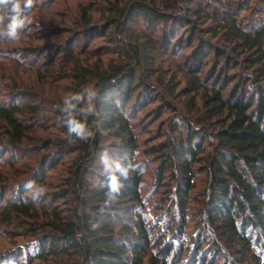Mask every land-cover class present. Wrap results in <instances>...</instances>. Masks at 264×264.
<instances>
[{
	"label": "trees",
	"instance_id": "trees-1",
	"mask_svg": "<svg viewBox=\"0 0 264 264\" xmlns=\"http://www.w3.org/2000/svg\"><path fill=\"white\" fill-rule=\"evenodd\" d=\"M166 6L169 11L143 0L107 6L110 13L104 29L112 30L107 39L115 47L120 45L129 60L93 73L94 112L85 124L113 130L118 142L102 144L97 135L91 140L74 139L62 123L65 142H44L42 149L47 151L34 165L20 169L21 178L16 182H1L0 175V213L6 220L23 217L36 221L38 206L66 201L68 195L80 204L69 217L54 216L47 222L51 231L29 240L32 248L19 264H142L151 240L139 213L145 166L138 160L141 152L155 160L154 189L164 194L160 198L167 201V213L174 209L178 215L174 228L172 219L167 226L169 239L155 242L153 264H229L227 252L236 255L234 264H260L251 246L264 259V0H168ZM6 10L0 4V17ZM81 11L84 16L85 8ZM137 19L152 35V47L169 50L175 57L181 51L179 63L190 77L185 91H202L200 113L194 122L180 117L175 136L142 151L137 150L130 122L138 108L154 101L153 88L134 75L141 55L134 49L123 50L117 37L121 28ZM206 22L204 30L200 24ZM83 28L89 31L86 37L104 33L100 26L88 23ZM202 30L224 46L205 40ZM74 39L59 51L71 55ZM90 71L82 69V74ZM20 97L10 90L7 100H0V122L4 123L0 125V163L8 165L31 152L21 146L30 129L20 118ZM75 151L78 158L63 189L40 196L31 192L62 156ZM111 177L119 190L109 196ZM199 177L200 189L190 193ZM190 198L196 202L199 227L188 239L190 245L183 246L179 240ZM34 226L31 223L28 229ZM16 254L21 258L19 250L7 256ZM60 257L66 259L57 260Z\"/></svg>",
	"mask_w": 264,
	"mask_h": 264
},
{
	"label": "rangeland",
	"instance_id": "rangeland-1",
	"mask_svg": "<svg viewBox=\"0 0 264 264\" xmlns=\"http://www.w3.org/2000/svg\"><path fill=\"white\" fill-rule=\"evenodd\" d=\"M129 1L131 0H32L31 8L24 9L22 13L25 27L21 30L19 38L11 40L0 37V100H7L10 90L21 96L18 101L22 107L20 118L30 129L25 132L21 146L31 151L30 155L26 154L18 158L14 165L0 163V175L3 176L1 182L11 183L20 179L19 170L34 165L39 155L47 151L45 148L42 149L44 142L47 141L46 144H48L57 140L63 142L67 140V135L61 127L64 114L60 111L66 97H72L77 93L82 94L85 88L96 89L93 77L95 71L99 74L112 66L128 62L129 59L124 56L120 45L115 47L112 41L107 39V35L111 34L112 30L104 29V23L108 20L110 13L107 11V6L114 4L122 7ZM143 1L155 5L160 10L169 11L166 6L168 0ZM81 7L85 8L84 16ZM3 12L4 15L0 17L2 22L0 28L6 26L8 22L7 10ZM87 23L90 26H100L104 33L102 35L92 33L86 37L89 31L83 28V24ZM208 23L200 24L201 28L205 30ZM182 30L183 28H178V33ZM204 30L200 34L205 40L209 39L212 44L224 46L221 40L211 37L210 33L207 31L205 33ZM117 37L124 45L123 50L133 52L132 49H134L137 50L135 54L141 55V64L135 65L134 75L139 82L149 84L153 88L154 101L145 107L138 108L130 122L132 132L136 135L137 150L142 151L151 144L163 141L164 138L175 136L174 130L176 126H181V118L194 122L200 113L202 91L200 89L191 93L185 91L190 77L179 63L181 51L179 56L175 57L169 50L152 47L154 39L140 19L127 23L118 32ZM71 38H75L71 55L61 53L59 47L65 45ZM82 69L88 72L92 70V73L82 74ZM231 70H236V67ZM190 96L194 98V107ZM73 103H79L75 109L77 119L80 118L85 123L90 114L85 115L86 113H81L80 110L86 111L89 106L86 96L84 100L73 101ZM3 124L0 122V125ZM87 129L92 133L87 140L97 135L102 144L118 142L112 135L111 129H102L93 123ZM207 130L210 129L207 128ZM73 138L78 139L74 135ZM34 150L36 153L32 154ZM77 156L78 151L62 156L54 168L46 172L42 183L33 187L31 192L34 191L37 196H40L44 192L63 189L70 174L69 170L72 169ZM138 160H143L142 162L145 163L141 172L142 209L139 213L143 217L151 240V245L143 256L142 264H153L155 259L151 256L154 255L155 242L160 239L162 241L169 239L170 229L167 230V226L172 219L171 228H174L178 215L174 209L167 213V201L160 198L164 194L154 189L155 160L143 152L139 153ZM200 187L199 177L190 193L196 192ZM74 208H80V204L75 197L68 195L66 201L58 200L55 203L43 204L42 207L38 206L36 221L23 217L18 219L11 217L6 220L0 213V264L22 262L26 257L25 254L32 248L29 240L42 231H51L47 222L53 220L54 216L61 219L69 217ZM185 212L186 219L179 240V244L182 242L183 246L190 245L188 239L193 238L198 232L196 202L193 198L187 202ZM31 223L36 226L28 229ZM118 229L120 228L116 225L115 230ZM132 231L134 232L133 229ZM251 249L253 251L251 253L258 257L259 263L264 264L263 256L259 255L253 246ZM15 250L21 252V258L17 254L14 258L7 256ZM227 254L231 258L229 264H234V259L237 260L234 257L236 255L231 252ZM186 257L187 253L181 259L183 263H186ZM58 259H66V257ZM39 264H47V262L43 261ZM213 264H216L215 261ZM244 264L249 263L244 262Z\"/></svg>",
	"mask_w": 264,
	"mask_h": 264
},
{
	"label": "clouds",
	"instance_id": "clouds-1",
	"mask_svg": "<svg viewBox=\"0 0 264 264\" xmlns=\"http://www.w3.org/2000/svg\"><path fill=\"white\" fill-rule=\"evenodd\" d=\"M0 4L6 6L8 13V22L6 26L0 28V37H5L7 39L16 40L21 34V30L25 27V19L22 13L24 9H29L32 6V0H0ZM2 25V22H0ZM85 96L88 101V107L85 110L81 109V113L93 114L94 109L92 108L91 101L95 96L94 88H85L83 89L82 94L77 93L72 97H66L63 101V107L60 108V111L64 114V119L62 123L67 126L69 136H75L81 140H87L92 136L91 131L87 129V126L84 122L77 119L76 104L73 101H81L85 99ZM126 175V173H125ZM111 186L108 193L109 196L112 193L118 192V182L111 177ZM30 186V185H29ZM41 191H43L41 189Z\"/></svg>",
	"mask_w": 264,
	"mask_h": 264
}]
</instances>
